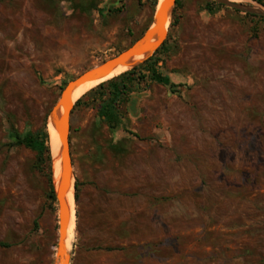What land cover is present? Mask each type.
<instances>
[{
    "label": "rangeland",
    "instance_id": "374dc122",
    "mask_svg": "<svg viewBox=\"0 0 264 264\" xmlns=\"http://www.w3.org/2000/svg\"><path fill=\"white\" fill-rule=\"evenodd\" d=\"M150 3L0 0V264L57 261L58 204L14 133L140 39ZM218 4L175 0L157 53L175 86L141 80L117 128L101 82L73 105L70 264H264V19Z\"/></svg>",
    "mask_w": 264,
    "mask_h": 264
},
{
    "label": "water",
    "instance_id": "95a60500",
    "mask_svg": "<svg viewBox=\"0 0 264 264\" xmlns=\"http://www.w3.org/2000/svg\"><path fill=\"white\" fill-rule=\"evenodd\" d=\"M213 1L244 13L258 14L264 17V10L262 9H256L252 6L234 2L232 0ZM174 2L175 0H159L154 12V19L144 35L134 44L120 52L118 55L83 72L76 78L67 82V84L61 91L56 105L48 114V116L52 115L53 117V124L62 143V175L58 187L55 188L53 185L55 200L58 204L59 223L56 257L57 259H59L60 264H70V253L69 251H66L63 242L66 237V230L69 224V216L64 202V197L70 184H72V160L69 148V130L70 115L73 105L76 101L72 100V91L74 90V88L88 80L106 76L115 67L126 63L132 57L141 56L142 59H138L136 62L132 63L130 67H133L139 60L143 61L145 58L151 56L155 52V50H157V48H159L163 44L167 37V27ZM60 107H62L61 114L58 113ZM72 187L74 190L73 184Z\"/></svg>",
    "mask_w": 264,
    "mask_h": 264
},
{
    "label": "trees",
    "instance_id": "16d2710c",
    "mask_svg": "<svg viewBox=\"0 0 264 264\" xmlns=\"http://www.w3.org/2000/svg\"><path fill=\"white\" fill-rule=\"evenodd\" d=\"M151 8L153 13L155 12L156 6L159 0H150ZM264 5V2L257 0ZM219 5V4H218ZM264 19V17H261ZM163 44L155 50V52L145 58L138 66L126 70L120 74L110 77L111 79L101 82L98 87L107 86V91L102 92L98 96L99 100V116L108 124L110 128H117L121 121V104L126 101L128 95L137 89L141 80L149 79L151 81H156L169 87H174L175 84L169 80V77L163 75L157 69V63L159 57L157 53L163 47ZM78 98L74 106L81 103L82 98ZM46 120L43 125L34 132H27L23 136L14 133L15 143L19 145H24L25 147L31 149L35 152V162L34 166L37 170L44 173L48 178V198L52 201L55 200L54 187L52 184L51 176V154L49 148V133L46 127ZM78 187L74 184V198L77 200ZM7 246L8 244H2Z\"/></svg>",
    "mask_w": 264,
    "mask_h": 264
},
{
    "label": "bare ground",
    "instance_id": "6f19581e",
    "mask_svg": "<svg viewBox=\"0 0 264 264\" xmlns=\"http://www.w3.org/2000/svg\"><path fill=\"white\" fill-rule=\"evenodd\" d=\"M232 1H239V0H232ZM138 59H141V56H135L130 58L126 63L122 65H118L115 67L109 74L103 77H99L97 79L88 80L72 91V100H77L80 98L86 91L94 87L96 84L102 82L103 80H106L114 75L120 74L127 70L130 65L134 62H136ZM59 114L62 113V107H60V110L58 112ZM47 128L49 133V148H50V154H51V176H52V184L55 188L58 187L61 175H62V168H61V152H62V143L58 137L57 131L55 129V126L53 124V117L50 115L47 120ZM73 180V179H72ZM73 189L72 184H70L69 188L67 189L64 197V202L67 208V213L69 216V224L66 230V237L64 239V247L66 251L69 250V247L72 243V226H73ZM56 264H60L59 259H57Z\"/></svg>",
    "mask_w": 264,
    "mask_h": 264
}]
</instances>
